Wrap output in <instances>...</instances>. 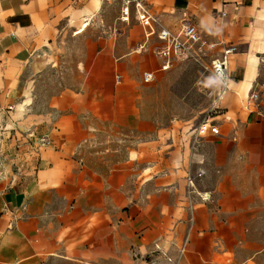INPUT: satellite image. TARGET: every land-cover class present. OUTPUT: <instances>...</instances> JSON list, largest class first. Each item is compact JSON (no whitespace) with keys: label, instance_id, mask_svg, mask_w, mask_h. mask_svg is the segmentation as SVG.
I'll return each instance as SVG.
<instances>
[{"label":"crops","instance_id":"0c3cea01","mask_svg":"<svg viewBox=\"0 0 264 264\" xmlns=\"http://www.w3.org/2000/svg\"><path fill=\"white\" fill-rule=\"evenodd\" d=\"M147 5L157 30L196 25L216 58L236 47L208 118L219 134L155 138L139 88L163 43L134 11L122 21L121 0H0V123L36 157L0 191V264H264V0ZM135 20L144 40L123 32ZM59 66L77 79L43 103Z\"/></svg>","mask_w":264,"mask_h":264},{"label":"rangeland","instance_id":"374dc122","mask_svg":"<svg viewBox=\"0 0 264 264\" xmlns=\"http://www.w3.org/2000/svg\"><path fill=\"white\" fill-rule=\"evenodd\" d=\"M123 32L132 33L135 38L144 40L143 30L136 20L132 25L123 24ZM146 49L147 46L142 50L146 51ZM152 53L156 55L153 50ZM216 57V52L213 50L193 46L186 57L176 59L167 70H164L162 65L161 71L153 74L151 82L139 88L142 99L140 112H145L153 118L156 139L159 129L178 127L180 123L187 126H199L216 114L214 103L219 84L210 70L212 61ZM71 58L74 59V57ZM137 76L139 77L140 74L137 73L135 78ZM42 79L44 84L39 88V94L41 102L45 103L52 92L60 90L62 84L74 83L77 77L74 72H67L64 67L59 66L58 69L46 71ZM18 103L19 101H16L15 105L17 106ZM13 121L11 119L10 122H5L14 124ZM0 124V191H4L18 177L21 166L35 160L36 157L29 149L20 148L19 137L23 130L14 125L12 127L8 124ZM8 126V131L11 133L4 130ZM45 137L42 135L37 142L42 145L41 140ZM145 138L140 135L139 140L142 141ZM30 142L29 140L27 144Z\"/></svg>","mask_w":264,"mask_h":264},{"label":"built area","instance_id":"2783aa9c","mask_svg":"<svg viewBox=\"0 0 264 264\" xmlns=\"http://www.w3.org/2000/svg\"><path fill=\"white\" fill-rule=\"evenodd\" d=\"M122 1V21L129 22L132 12L134 11L137 19L139 20L141 26L145 29V35L147 38L155 35L163 44L156 48L157 55L163 59V68L169 69L176 59H181L186 57L190 49L193 46H199L201 49L214 50L216 44L210 43L204 39L196 27V25L185 23L183 24L181 30L177 33L172 32L168 29L161 28L156 29L157 19L150 11L147 0H121ZM144 49L145 46H141ZM236 51V47L228 46L222 51V55L219 58H215L212 61L211 73L217 80L220 88L225 90L229 85V57ZM120 80L121 76H117ZM153 79V73H146L144 75V80L149 82ZM259 95L254 93L251 95L250 99L257 100ZM201 126H208L211 133L219 134L218 127L212 123L210 119H206ZM43 146L50 145V139L45 137L41 140ZM201 176V174H199ZM189 182H193V178L189 179Z\"/></svg>","mask_w":264,"mask_h":264}]
</instances>
